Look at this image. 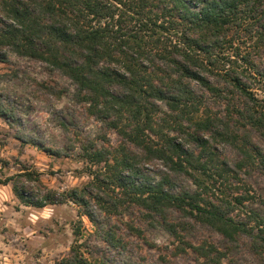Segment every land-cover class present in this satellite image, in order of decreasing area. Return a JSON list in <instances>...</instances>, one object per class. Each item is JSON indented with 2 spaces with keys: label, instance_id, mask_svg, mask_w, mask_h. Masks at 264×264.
Masks as SVG:
<instances>
[{
  "label": "trees",
  "instance_id": "1",
  "mask_svg": "<svg viewBox=\"0 0 264 264\" xmlns=\"http://www.w3.org/2000/svg\"><path fill=\"white\" fill-rule=\"evenodd\" d=\"M10 54L65 76L74 102L120 138L115 147L82 140L59 118L65 148L78 147L83 160L102 168L64 192L45 186L33 170L0 179L20 203L42 208L70 200L114 248L124 241L111 216L131 206L199 257L221 264L226 253L215 245L184 240L201 223L229 245L247 238L264 264V200L257 203L238 181L243 170L264 173L256 139L264 141V0H0V62ZM22 77L4 72L0 82ZM35 86L55 98L63 93ZM0 117L19 118L2 92ZM17 138L61 154L45 141ZM220 144L238 158L227 161ZM127 226L141 235L132 222ZM58 264L90 262L76 241Z\"/></svg>",
  "mask_w": 264,
  "mask_h": 264
},
{
  "label": "rangeland",
  "instance_id": "2",
  "mask_svg": "<svg viewBox=\"0 0 264 264\" xmlns=\"http://www.w3.org/2000/svg\"><path fill=\"white\" fill-rule=\"evenodd\" d=\"M14 71L23 76L22 81L0 82V92L17 105L19 117L14 122L0 117V179L28 169L36 171L45 186L59 192L83 186L92 179L91 173L101 170L102 164L83 160L78 147L67 150L57 120L64 118L72 133L82 140L94 137L99 144L115 147L119 136L89 115L83 104L74 102L73 86L59 72L47 70L35 59L10 54L6 62H0V73ZM34 81L63 88V93L55 98L39 90ZM260 96L264 97V93ZM18 134L59 147L61 154L50 155L36 145L24 144L17 138ZM256 139L264 152V141L258 136ZM218 149L229 162L238 158L229 146L220 144ZM238 181L243 184L241 187L257 195V203L264 200V173L248 174L243 170ZM109 193L115 196L117 190ZM96 209L103 216V211ZM110 221L124 241L117 248L97 235L95 227L80 214L74 202L67 200L42 208L25 206L12 193L10 183L0 184V264H58L76 241L90 264H210L162 227L152 226L150 220L131 206L112 215ZM131 222L140 228V236L128 230L127 224ZM76 229L80 231L77 238ZM184 240L193 246L215 245L226 253L221 264H261L250 251L247 238L229 245L218 232L201 223H193L184 232Z\"/></svg>",
  "mask_w": 264,
  "mask_h": 264
}]
</instances>
